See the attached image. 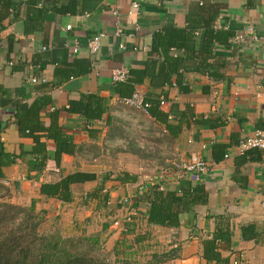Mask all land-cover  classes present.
<instances>
[{
    "label": "crops",
    "instance_id": "crops-1",
    "mask_svg": "<svg viewBox=\"0 0 264 264\" xmlns=\"http://www.w3.org/2000/svg\"><path fill=\"white\" fill-rule=\"evenodd\" d=\"M134 1L139 3L137 9L131 8ZM202 4L217 8L213 24L230 35L226 44L214 43L207 58L210 69L180 68L186 91L175 84V73L170 74V84H152L151 77L144 76L134 86L146 101L164 98L159 109L167 116V129L149 112L143 115L118 101L111 72L118 67L143 69L146 61H152L151 75L160 82L163 56L149 55L153 42L165 28H184L190 22L198 28ZM37 6L46 10L40 30L24 33L25 0H11V14L0 32V85L6 89L0 97V151L19 155L15 163L2 168L0 187L10 194L8 200L22 205L34 201L37 210L45 211L44 225L57 224L60 234L70 236L76 232L75 222L69 223L72 216L83 213L88 222L95 213L93 205L80 206V197L98 187L101 177L113 173L105 185L111 199L106 210L112 211L108 217L113 222L103 229L111 248L122 237L149 232L136 248L144 247L143 253L157 248L151 254L159 255L173 251L160 264H211L202 257L201 241L228 228L230 242L220 243L221 255L230 264H264V149L244 155L237 149L243 138L264 129V0H37ZM118 27L123 30L120 36L115 34ZM248 27L257 39L247 34ZM100 32L105 36L93 55L88 43ZM195 32L198 52L203 29ZM239 34L243 38L236 40ZM170 54L184 56L185 51L171 48ZM32 77L37 81L32 82ZM86 95L101 99L100 118L87 121L78 111H68L69 101L85 104ZM43 96L48 102L39 111L42 125L50 126L52 114H57V124L70 146L59 166L54 160V140L40 132L45 153L34 154L33 140L20 136L14 120L18 108H28ZM141 134L157 136L156 145L145 155L123 150L127 153L120 157L124 164L118 172L101 164L115 159L112 146L125 145L127 137L137 140ZM191 154L201 155L208 163L201 181L179 177L173 170L162 176L173 161ZM154 161L162 165L153 167ZM74 171L94 172L99 178L72 184L74 200L69 203L40 193L42 183ZM121 172L136 175L137 182L120 184L114 176ZM185 181L202 185V201L181 213L178 227L146 226L147 204L137 200L139 191L151 183L162 188ZM125 198L130 208L123 203ZM121 209L124 215L135 211L133 222L123 224ZM123 226L130 229L129 234ZM113 228L121 231L113 232Z\"/></svg>",
    "mask_w": 264,
    "mask_h": 264
},
{
    "label": "trees",
    "instance_id": "trees-1",
    "mask_svg": "<svg viewBox=\"0 0 264 264\" xmlns=\"http://www.w3.org/2000/svg\"><path fill=\"white\" fill-rule=\"evenodd\" d=\"M25 5L27 14L24 18V33L30 34L42 28L46 10L43 6H37V0H25ZM10 7L11 0H0V32L4 26V19L11 14ZM201 10L202 23L198 28L191 22L184 28H165L153 42L149 55L156 53L163 56V63L158 71L161 81L156 82V77L151 75L153 68L150 65L153 62L146 61L143 69H128V79L125 82L117 83L115 89L119 97L131 95L135 90V84L142 83L144 76H150L152 84H170L172 82L171 73L176 74L175 84L181 90L186 91L187 88L182 86L180 68L201 71L210 69L207 58L212 55L214 43L226 44L230 35L221 29H217L213 24L217 8L205 7L202 4ZM199 28L203 29V43L201 50L197 52L195 49V31H198ZM171 48L177 51L183 50L185 55H171ZM164 69H166L165 72H163ZM5 94L6 89L0 85V97ZM85 97V104L81 100H78L77 103L73 100L69 101L68 111H78L87 121L100 118L103 113V109L100 107L101 99L93 95H86ZM147 101L150 103L149 114L169 129L167 116L159 109L160 99L147 98ZM47 102L48 97L43 96L35 100L28 108H18L14 114V120L20 136L29 137L33 140L34 154L45 153V144L40 141V132H44L46 138L54 140V160L59 166L61 155L69 152L70 146L57 124V114H52L50 126L44 127L42 125L39 119V111ZM200 123L202 124V120ZM18 156L4 150L0 151V179L4 176L2 168L15 163ZM112 174L108 173L101 177L98 187L80 197L81 207L93 205L95 211L108 207L107 202L111 199L105 185L111 179ZM98 178L94 172L74 171L61 176L55 182L42 183L40 193L58 201L69 203L74 200L72 184L94 181ZM114 178L120 184L135 183L138 180L136 175L129 172L116 173ZM137 200L145 201L147 204V212L144 217L146 226L178 227L181 213L190 209L195 203L202 201V185H192L190 181H185L176 187L161 188L159 183H151L144 190L139 191ZM44 220L45 211L37 210L34 201L29 205L16 204L0 194V264H160L162 260L169 259L173 255V251L164 255L152 253L149 260L140 262L136 255L138 256L144 247L136 248V245L148 239L150 233L145 232L143 234L134 233L132 237L118 239L111 248L113 259H108L93 253V246L98 244L97 238L84 235L78 237L63 236L59 231L45 233L41 230ZM243 230L245 231V229ZM125 233H130L128 227H126ZM221 242H230L228 228L220 229L211 237L201 241L202 257L206 262L230 264L229 259L223 257L219 252Z\"/></svg>",
    "mask_w": 264,
    "mask_h": 264
},
{
    "label": "built area",
    "instance_id": "built-area-1",
    "mask_svg": "<svg viewBox=\"0 0 264 264\" xmlns=\"http://www.w3.org/2000/svg\"><path fill=\"white\" fill-rule=\"evenodd\" d=\"M138 7L139 3L137 1L132 2L131 8L137 9ZM113 13L116 15L117 11H114ZM128 13H131V11H128ZM67 27L69 28V26ZM246 31L252 39H257V35L252 27H248ZM122 33V28L118 27L115 34L117 36H120L122 35ZM104 36L105 34L103 32H100L91 37L88 43L89 52L91 54L95 55L99 51L100 43ZM242 38L243 35L241 34L235 36L236 40H241ZM74 51H77V45H75ZM128 76V68L118 67L112 70L111 81L114 84L125 82L128 79ZM31 81L36 82L37 78L32 77ZM118 101L123 105L136 108L144 113H148V109L150 107V103L146 101L143 94L138 90H134L129 96L119 97ZM164 103V98H160L159 106L163 105ZM237 149L239 154L241 155L245 154L251 149H264V129L256 130L252 135L243 138L238 143ZM227 156L228 155L225 154V157ZM169 170H173L174 172H176L179 177H187L193 182H199L202 180L203 175L208 172V163L201 155L191 154L188 158L173 161L169 169L165 168L162 171V176H165ZM123 202L126 203L129 208L131 207L129 199L125 198ZM107 204L109 206L111 204V201L109 200ZM262 207L264 208V199L262 201ZM134 215L135 211H128L123 218V224L133 222ZM122 230L126 231V227L123 226Z\"/></svg>",
    "mask_w": 264,
    "mask_h": 264
},
{
    "label": "rangeland",
    "instance_id": "rangeland-1",
    "mask_svg": "<svg viewBox=\"0 0 264 264\" xmlns=\"http://www.w3.org/2000/svg\"><path fill=\"white\" fill-rule=\"evenodd\" d=\"M125 107L131 108V109H133V110H135V111H137V112H139V113H141L143 115H146V113H144L141 110H138L136 108H133V107H130V106H125ZM148 132L150 133V131H148ZM147 133L145 132L144 134L147 135ZM141 135L143 137L137 138V140H134L133 137H127L126 138L127 141H125V145L112 146L111 155L115 159L113 161H111V163L101 162V164H105V166H107V167L111 165V169L114 170L115 172H118L117 170L120 171V169L122 168V165L124 164V162H122L121 159H120L121 155H123L122 153H127V152H124V151L128 150V152L129 153L132 152V154H134V152H137L138 154L145 155L147 153V151L150 150L151 146L154 148V145H156V141H154V140H156L157 136H155V139H153L152 137H149V136H146V135H143V134H141ZM159 139H160V137H159ZM154 151H155V149H154ZM160 164L162 165V163L154 161L152 166L153 167H155L156 165L160 166ZM169 164L170 163H168V165ZM148 166H150V165H147V167ZM0 194L4 195L5 199H8L7 196L10 195L8 193V191H6V189H3V188H0ZM124 207L126 209L128 206L127 207L124 206ZM82 208H80V209H82ZM121 211H122V214H123L125 210L121 209ZM111 212L112 211H109V210H106V209L103 210V211H100V210L99 211H95L94 216H92L91 219L88 220V222H87L86 219H89V218H85L83 213L82 214H77L76 216H72V219L69 220V223L71 225H74V222H75V225L73 227V231L74 232L76 231V232L75 233H71L70 236L78 237V236L84 235V236H89V237L91 236V237L97 238L98 239V244H95L93 246V253L95 255L105 256L108 259H113V256L111 254V244H110V242H108V236L103 231L105 224H108V226L110 225L109 223H110V221L112 219H110L111 217H108V215H110ZM113 212L115 214L118 213V215L119 214L121 215V213L119 211L113 210ZM111 222H113V220ZM119 223L121 224V222H119ZM56 226H58V225L57 224H53L52 226H46V225L42 224L41 225V230L43 232H45V233L56 232L57 231ZM117 230L121 231V229H118V228H115V229L113 228L112 231L116 232ZM119 234L120 233H118L117 235H119ZM153 249H157V248H153ZM153 249H147L145 253H143L144 252V250H143V251L140 252V254H138V256L136 255V257L138 258V260L140 262H145V261H147V260H149L151 258V250H153Z\"/></svg>",
    "mask_w": 264,
    "mask_h": 264
}]
</instances>
